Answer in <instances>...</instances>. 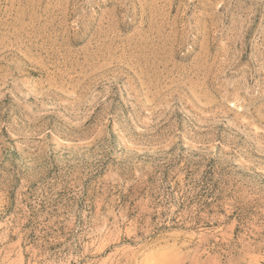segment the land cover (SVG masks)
I'll return each instance as SVG.
<instances>
[{
    "label": "rangeland",
    "instance_id": "rangeland-1",
    "mask_svg": "<svg viewBox=\"0 0 264 264\" xmlns=\"http://www.w3.org/2000/svg\"><path fill=\"white\" fill-rule=\"evenodd\" d=\"M0 264H264V0H0Z\"/></svg>",
    "mask_w": 264,
    "mask_h": 264
}]
</instances>
